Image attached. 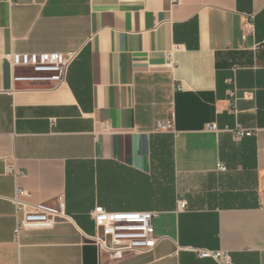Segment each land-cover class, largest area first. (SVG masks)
Segmentation results:
<instances>
[{
	"label": "crops",
	"instance_id": "obj_1",
	"mask_svg": "<svg viewBox=\"0 0 264 264\" xmlns=\"http://www.w3.org/2000/svg\"><path fill=\"white\" fill-rule=\"evenodd\" d=\"M25 53L78 58L18 90ZM17 187L71 219L17 232ZM99 206L160 212L157 246L100 255ZM195 248L264 264V0H0V264H218Z\"/></svg>",
	"mask_w": 264,
	"mask_h": 264
},
{
	"label": "built area",
	"instance_id": "obj_2",
	"mask_svg": "<svg viewBox=\"0 0 264 264\" xmlns=\"http://www.w3.org/2000/svg\"><path fill=\"white\" fill-rule=\"evenodd\" d=\"M20 1V0H16ZM179 2V0H176ZM182 51V46L176 45L168 52V62L176 67L175 54ZM78 58V53H25L14 54L11 57L12 66L15 69H22L26 77L18 78V81L36 79L39 75L41 79H57L60 82L65 80L69 68ZM26 71L32 74H26ZM177 90H181L178 87ZM232 98L238 100L236 92L231 94ZM251 93H246L243 98H252ZM109 123L105 124L104 130L109 131ZM214 131L218 130L216 124L208 125ZM158 132L176 133L175 125L172 121L158 122L156 127ZM240 136H252L254 133L248 130H241ZM220 171H227L223 164L218 165ZM8 174L14 177L24 176L19 173L16 167H8ZM33 194L24 188L17 187L15 196L11 199L16 208L17 232L20 230H40L53 228L57 223L69 221L71 218L67 214L65 199L60 197L56 204L33 203ZM189 203L180 201L178 210H187ZM160 216L158 211L146 212H110L104 207H96L91 212L95 226L101 231L91 237L90 240L99 249L100 255H107L110 260H119L131 253H145L153 250L160 238L155 235L154 221ZM193 251L202 259H213L218 264H233L229 252L223 250H208L195 248Z\"/></svg>",
	"mask_w": 264,
	"mask_h": 264
},
{
	"label": "water",
	"instance_id": "obj_3",
	"mask_svg": "<svg viewBox=\"0 0 264 264\" xmlns=\"http://www.w3.org/2000/svg\"><path fill=\"white\" fill-rule=\"evenodd\" d=\"M36 88L35 86L29 85L27 82H22L18 85V90H28Z\"/></svg>",
	"mask_w": 264,
	"mask_h": 264
},
{
	"label": "rangeland",
	"instance_id": "obj_4",
	"mask_svg": "<svg viewBox=\"0 0 264 264\" xmlns=\"http://www.w3.org/2000/svg\"><path fill=\"white\" fill-rule=\"evenodd\" d=\"M25 73H26V74H32V72H30V71H26Z\"/></svg>",
	"mask_w": 264,
	"mask_h": 264
}]
</instances>
